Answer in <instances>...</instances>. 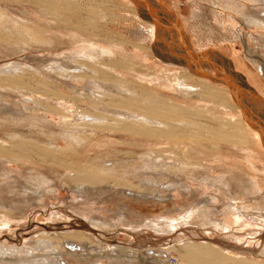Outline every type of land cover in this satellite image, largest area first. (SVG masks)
Segmentation results:
<instances>
[{"label":"bare ground","instance_id":"6f19581e","mask_svg":"<svg viewBox=\"0 0 264 264\" xmlns=\"http://www.w3.org/2000/svg\"><path fill=\"white\" fill-rule=\"evenodd\" d=\"M65 1L71 4V1ZM97 1L93 2V0H88L86 1L88 4H80L78 2L74 5L72 4L70 8H66L68 11L63 15L65 17H59L55 14L54 11L57 10V3H63L64 1L47 0L45 4V10H42V12L43 15L49 18L50 23H47L48 28L50 30L56 29L58 32H60V37L70 43L71 50L70 52L68 51L69 53L62 54L61 56L53 53L52 56H50V65H46V63L44 64L41 61L38 64H28L27 66V68H29L32 72L39 74L44 73V75H47L49 77V79L46 80V83L52 90L55 91L57 95H59L61 102L58 101L57 104L62 106V108L66 109L69 112H74L72 108L76 107V101H79L83 104H86V106H88V108L91 110H89V112H87L88 110L81 113L79 112V114L76 115L77 117H75L77 126L75 128H68L70 132L65 134L70 138H78V135H85L84 133L88 131L86 128H84L85 126H93V128L95 126H98L99 128L102 125H105L106 127L118 125L120 126V128H124L127 131L129 130L130 132L132 131L133 133L152 132L150 128L153 127L157 130H155L156 133H165L162 130L158 131V129L154 127V124H159L160 127L162 125H166L167 130H171L172 133H174L178 128L174 129L175 126L172 122L158 119L152 114V110L154 109H156L159 114L166 113L168 109H171L170 106L173 105L172 107H174V109L176 108L180 110L181 113L195 114L197 113L196 108L198 107L206 109L208 113L204 115L207 120H216L218 122V128H222V130H227L228 128L232 129L227 130L228 134L225 137H222L231 144L228 143L230 145L228 147V150L223 151L219 148L210 153L212 159L204 175L201 174V171L194 175H178L162 184L157 180V178L156 180L146 178L145 182L141 184L140 188L137 187V189H130L132 186L130 188H126L127 185L125 187L118 186L120 184L117 185L114 178L108 175L109 173H111V171H113V169L110 168V170L108 168H105L106 165H104L105 167L103 166L99 168L101 171L100 175L96 174L93 176V172L87 170L89 173H91L90 175H76L77 181L75 179V181H71L72 183L69 185V190L73 194L75 204L74 206L82 209V207H84L87 203H98L99 200H101L102 202L104 199H108L109 197H115L116 200L114 203V208L110 209V218L108 219L106 216L97 213V209L96 207H94V209L92 210L95 214L89 213L90 222L94 224H106V221L112 222L113 219L120 222H129L130 217L133 216L138 219V222L134 220L132 223H135L138 226L141 224L143 226H149L150 229L154 228L152 230L161 229L162 231H165L170 229V223H165L167 219L165 222H163L164 217L151 218L149 214L140 216L138 215V213H134V211L136 212L137 208H134L131 202H148L150 200L153 201L154 199L157 201V203L163 202L167 206V203L169 202H176L173 200L176 198L177 193H184V195H186L185 197H188V199L192 202L190 204L192 205V207L187 204L188 201L185 202L186 205L189 206L192 210L187 212L186 215H182V218L180 219L182 223L181 225L184 226L189 224H196L199 226H206L214 232H216L217 229L221 232L227 231L229 232V234H231V236H236L238 232L236 233L233 230L234 227L239 224V226L242 225L243 230L245 229L244 233L246 234L245 237L247 238V241L251 239L250 237H254V239H256L258 236L256 235V233L259 234L260 232L264 231V147L259 132L254 127H252L245 119L241 111L242 109L239 108L237 102V105L233 102L234 97L229 87L222 82V84H220L221 86H216L207 77L196 78L199 76L192 75L188 71V69H192L193 71L197 70L200 73V70L202 71L203 69V67L201 66L195 67L194 65H192L187 67L179 66L175 68L173 64L166 63L167 60L164 58V56H162L161 52L159 50H154V48H152L151 46V43H153L155 39L156 32L154 23L148 24L144 20H142L139 15V9L136 7V5H133L131 0H123L124 2H127L128 5H125L127 3H117L114 5L116 7H121L126 9L127 11L129 10L132 12L134 17H136V19L139 21L140 26H142V28L140 29H143V27L146 28L148 32L147 39L149 41V44L143 46L139 44V42H134V48L138 49V51H131L128 56L126 53H124L122 59L125 62L115 63L111 61L108 56L112 52L111 49L115 47L116 40L114 39V37L110 38L112 37V35L108 34L105 30H102L100 28V20H102L106 14L109 13L110 15H112L113 13L111 14L110 12L111 8H105L106 6H108L107 3H105V0H101L100 3H97ZM221 1L222 2L220 3L218 2V0H207V2L212 3V5L216 4L224 7L227 11L229 10L231 12L240 14L241 19L238 21H241V24H244L245 27L247 26L249 28H257L258 30L264 32V0ZM161 2L164 4L162 0H160V3ZM67 3L66 5H68ZM160 3H158L160 7L159 13H162V16L164 17L167 25L174 30L178 41H181V43H188V36L182 33L183 31L176 15L171 10L165 9V4L162 5ZM129 5L132 7H130ZM162 6L164 10L161 9ZM242 7L246 8L245 11L243 10L244 12L240 10ZM209 11L210 12H203L204 14L202 15L194 9L193 16L194 18L198 17L200 19L205 16L207 19L216 22L215 24L218 23V25L222 26L223 28L229 26V24H232V22L228 24V21L230 19L226 18L225 15L227 13H224V15L220 13L219 15H216L213 10ZM166 13H169V15L173 19L170 16H166ZM228 15L229 17L233 18L234 22H238L236 17H233L234 15H230V13ZM68 16L71 17L68 18ZM96 20L98 21L97 24H95ZM0 22L2 21L0 20ZM174 22L177 24V28L174 27ZM12 30H17V32L19 33L21 31V29H16L15 27H13ZM57 31L55 33H58ZM143 32L144 31L140 33L145 34V32ZM177 32L180 35H178ZM233 32L235 34V37L238 36V38H240L243 42V46L246 50V55L250 59L251 63L256 66L258 75L264 77V58L263 56L259 55L258 52L252 51L251 47L248 45V37L246 38L247 32L238 27ZM27 34L31 36L29 32ZM146 36L147 35H145V37ZM52 37H55L54 32L52 33ZM57 37L59 36L57 35ZM27 40H29V38H27ZM42 41L45 44V41ZM68 42L66 44H68ZM49 44V46L54 45L52 41L49 42ZM150 50L151 52H154L160 60H162L163 64H160L162 63L160 60V63L158 62L157 57L154 58L155 56L150 52ZM122 64H124V66ZM204 67L207 68L208 66ZM141 68H144L146 71H141ZM234 68H236V65H234ZM21 70H23V67H20L18 63H16L15 65H5V63L0 64V112L2 113V115H0L2 118V120H0V132H6L5 137L0 136V210L6 209L7 211H23V209H27L28 206H31L30 204H32L33 202L40 203L42 201H46L48 195L50 194V191L52 190V184L50 180H48L44 175H39V178L36 182L30 181V183L28 181L27 183V180L26 182H24L17 178L15 172L9 170L7 166V163H11L12 161L37 158L34 155V150L32 148L33 144L35 143V137L39 135L34 136L36 134L33 133L36 130L32 131L30 129L31 124H26H28V121L37 120L36 116H39L42 112L47 110L44 106L37 103L32 97L22 94L18 89H16V92H19L18 96L21 97L20 95H22V97L28 104V107H25L27 104H23L19 98L18 99L20 101L13 99L7 100L9 97H5L8 93V90L10 89V86L5 85L3 83V79L5 77L15 78L16 76H18ZM213 70L214 71H212V73H215V69ZM130 76H135V80H128V77ZM211 80L213 81V79ZM135 81L139 82L142 85L143 83L147 85L153 84L158 90V92L154 91L153 93H155L156 95L162 94V97L164 99H160L158 96V100H154L157 97L153 98L151 96H149L148 98H143L141 94L130 90L128 87L129 82ZM13 84L16 85L17 82L14 81ZM65 90H68L71 95L68 96L65 93ZM165 93H171V95H179V97L181 98H195L203 101L204 105H194L193 103L187 104L186 102L182 103L177 97V100H173L170 97L167 98L166 96L170 95ZM243 99H245V96H243ZM212 100L215 101L214 104L219 108H216L217 111L209 107L211 106L210 102ZM113 105L114 107L116 105L119 107L125 106V108L127 109L123 110L122 112L121 110L112 111L111 108L113 107L111 106ZM130 105H132V107H130ZM136 106L139 107V110L134 109V107ZM218 110H220V112ZM229 111L235 113L237 117H234V114L232 115L231 113H229ZM171 112L174 113V111ZM198 115L202 114L198 113ZM182 116L183 115L181 114V117ZM3 120H5L6 122H4ZM19 123H24L25 125L22 124V126H19ZM68 125L70 126V124ZM199 125L203 127L205 126L204 128L207 129L206 124ZM23 126L25 127L23 128ZM184 127H186V125ZM213 127L215 128V126H212V128ZM166 128H164L163 130H166ZM204 128L203 130H205ZM187 129L188 128H183L181 130H178L181 133H191L188 132ZM212 131L218 132L217 129L216 131L215 129ZM35 133H37V131ZM43 133L44 132L40 134L43 135ZM191 134L193 135V133ZM43 136H46V134ZM217 136L218 135L215 136L216 139ZM70 138H68V140ZM91 138L93 139V137ZM198 138H200V136ZM194 140L193 142H195ZM216 141L214 140V142ZM222 141L223 140H221V142ZM202 142V144H204L203 140ZM227 142L225 144H227ZM50 143L52 147L57 146V144L52 141ZM202 144H200L199 146H201ZM49 146L50 145H48V147ZM216 147L218 146L215 145V147L213 148ZM198 152L201 153V150ZM215 153L222 154L217 156L215 155L214 157L213 154ZM43 154L46 155L45 153ZM36 160L38 159H35V161ZM163 165L161 167H163ZM212 168L214 170H217V168H223V170H226V172H230L231 170L233 174L241 173L243 176V182L241 183L243 184L241 185L240 183H237L239 182L238 180L237 182H235V180L234 182L231 181V178L225 176V174H220L218 176L215 175L212 171ZM165 169L166 168L162 170L165 171ZM148 170L146 172H148ZM160 170L161 169L159 168L157 171ZM94 171L97 172V170ZM30 172L32 173V170H30L29 173ZM106 177H108V179H105ZM151 183L152 185L153 183H157L158 188H161L160 190L163 193L160 191L159 193L152 194L149 190L145 189V187H148V185H151ZM237 185H241L242 187L239 186L241 191L235 193L232 191L231 186L238 187ZM36 203H34V205ZM177 207V209L182 211V207L179 206V204ZM169 214L167 215L169 216ZM114 224L116 223L114 222ZM125 225H127V223ZM237 237L238 234L236 236V240H239L240 238L238 239ZM69 238L65 239V241H62L65 244L64 247L55 245V240L53 238L52 240L45 237H43L41 240L31 239L23 246H18L17 244H11L8 242H0V264H97L101 262L104 257H108L109 260H105L104 263L101 264H172L169 262L171 254L169 248H159L156 250L150 249V252H146L145 256L143 250V256H141L142 258L138 259V261L135 260L131 262L126 261L125 258H122V260L119 257L115 258V256H110L108 253L99 255L97 252H95L97 254H94L93 252L91 254H88L87 252L91 250L95 251L96 247L95 245H93V242L84 235L78 236V238H80L78 240H76L77 237H75V240ZM257 241L258 240L254 242V246H256L257 249L252 248L253 250L248 249L237 254L230 252V250L225 251L226 248L225 250H221L219 249V246L216 247L214 245V247L207 243H197L193 242V240L192 242L189 241L188 243L184 242L183 252L184 255L187 256L185 258H189V260H187L185 264L193 263L192 260L196 261L195 263L198 264H264V245L262 247L260 245L259 247L258 244L260 242L257 243ZM224 245L225 244H223V246ZM242 245L243 244H241V247L243 248ZM239 247L240 246H238V248ZM99 248H101L102 250H106V248L104 247ZM149 248L147 249L148 251ZM245 248L247 249V247ZM141 249H143V247L140 248V250ZM218 250H221V252H219L222 257H220L215 252ZM157 253L159 255H156Z\"/></svg>","mask_w":264,"mask_h":264},{"label":"rangeland","instance_id":"374dc122","mask_svg":"<svg viewBox=\"0 0 264 264\" xmlns=\"http://www.w3.org/2000/svg\"><path fill=\"white\" fill-rule=\"evenodd\" d=\"M46 1L47 0H0V20L2 21L0 22V64L5 63V65H15L16 63H18L20 67H23V70H21L18 76H16L15 78L5 77L3 79V83L5 85L10 86V89L8 90V93L5 97H9L7 100L20 99L23 104H27L22 95H20L21 97L18 96L19 92H16V89H18L22 94L32 97L37 103L47 109L40 114L41 116H36L37 120L28 121V124H26H31L30 129L32 131H37L38 134L35 133L36 131H34L33 134H36L34 136H40L35 137V143L33 144L32 148L34 150V155L37 158L12 161L11 163L9 162L10 164L7 163V166L9 170L15 172L17 178L24 182H26V180L27 183L28 181L36 182L39 178V175H44L48 180H50L52 184V190L50 191L48 198L46 199V201L40 202L41 204L33 202L32 204H30L31 206H28L27 209H23V211H7L6 209L0 210V242H8L11 244H17L18 246H23L26 242H29L31 239L41 240L43 237H45L48 239L53 238L55 240V245L64 247L65 244L62 242L63 240L65 241V239L69 237V239L74 240L75 237H77L76 240H78L80 239L78 238V236L84 235L89 238L93 242V245H95L96 247L95 251L91 250L87 252L88 254H91L93 252L94 254L98 253L99 255L108 253L110 256H115V258L119 257L121 260L122 258H125L126 261L133 262L135 260L138 261V259L142 258L141 256H143V250L145 256V253L150 252V249L156 250L159 248H169L171 253L169 262L172 264H176L177 262V264H185L186 261L189 260V258H185L187 256L184 255L183 244L184 242H192V240L193 242L197 243H207L212 246L215 245L216 247L219 246V249L221 250H225L226 248L225 251L230 250V252L234 254L246 251L248 249L251 250L252 248L257 249V247L254 246V242H256V240H258L257 243L260 242L258 244L259 247L260 245L262 247L264 245V231L260 232L259 234L256 233V235H258L256 239H254V237H250L251 239L247 241V238L245 237L246 234L244 233L245 229L243 230L242 225L239 226V224L237 225L238 227H234L233 230L236 233L238 232L237 238H240L239 240H236L237 234L236 236H231V234H229V232L227 231L221 232L216 229V232H214L206 226H199L196 224H189L184 226L181 225L182 223L180 219L182 218V215H186L187 212L192 210L190 208L192 207V205H190L192 202L188 199V197H185L186 195H184V193H177L175 198L176 200H173L176 202H169L167 203V206L163 202L157 203V201L154 199L153 201L150 200L148 202H131V204H133L132 206L138 209H136V212L134 211V213H138V215L140 216L144 214H149L151 218L164 217L163 222H165L167 219V221L169 222L166 221L165 223H170V229L165 231H162L161 229L152 230L154 228L150 229L149 226H143L141 224L138 226L135 223H132L134 220L138 222V219L133 216L130 217V221L128 220L129 222L121 221L122 223L114 219L112 222L106 221V224H94L90 222L89 213L95 214L92 210L94 209V207H96L97 213H100V215H104L109 219L111 214L110 209L114 208L115 205V197H109L108 199H104L102 202L101 200H99L98 203H87L84 207H82V209L77 206H74L75 204L73 194L69 190V185L73 181H75V179L77 178L76 175H90L91 173H89L88 171L93 172V176L96 174L100 175L101 171L99 168L103 167L104 165H106V167L104 166L105 168L113 169V171H111V173H109L108 175L114 178L115 183L117 185L120 184L118 186L125 187L127 185L126 188H130L132 186L130 189H137V187L140 188L141 184L145 182L146 178L154 180H156L157 178V180L162 184L178 175H194L197 174L199 171H201V174L204 175L212 159L210 153L219 148L223 151L228 150V147L230 146L228 143L230 142H227L225 138L223 139L222 137H225L228 134L227 130L232 129L228 128L227 130H222V128H218V122L216 120H207L204 114H207L208 111L206 109H203L202 107L196 108L197 113L190 114L181 113L180 110L176 108L174 109L172 105L170 106L171 109L167 108L168 111L166 113L159 114L158 111L154 109L152 110V114L158 119H163L172 122L175 126L174 129L178 128L179 130H181L183 128H188V132L193 133V135L191 133H181L178 129L177 131L175 130V132L172 133L171 130H167L166 125H162L160 127L159 124H154V127H156L158 131L162 130L165 133H156L157 130L153 127L150 128L152 132L133 133L132 131L130 132L129 130L127 131L124 128H120V126L118 125H113L112 127H106L105 125H102L99 127L100 129L98 128V126H95L94 128L93 126H85L84 128L88 130L86 133H84L85 135H78V138L68 137V135L65 134L70 132L68 128H75L77 126L75 118L77 117L76 115H78L79 112L81 113L87 110V112H89L90 109L88 108V106H86V104H83L79 101H76V104L73 102L76 105V107L72 108L74 112H69L66 109L62 108V106L57 104L58 101L61 102L59 95H57L55 91L52 90L50 86L46 83V80H48L49 77L47 75H44V73H34L29 68H27L28 64L35 65L40 63L41 61L44 64L46 63L47 65L51 62L50 56H52L53 53H56L57 55L61 56L62 54L69 53L71 50L70 43L60 37V32H58L56 29L50 30L48 28V24L50 23L49 18L43 15L42 12V10H45ZM63 1V3L58 2L59 4L55 2L58 6L57 10L54 12L59 17H65L63 15L66 14V12L68 11V7L70 8L72 4L74 5L77 2L80 4H85L88 0H81V2L80 0H68L69 2L71 1V4L67 3V1L65 0ZM96 1L97 0H93V2ZM98 1L97 3H100L101 0ZM162 1L166 5V7L169 8V10H171L176 15L177 20L182 28V33L188 36V43L194 51L200 52L212 48L222 52L227 58L232 59L233 66L236 65L237 68L234 69H236V71L238 70L239 72H241L246 77L250 85H252L257 91L264 95V77L258 75L256 71V66L251 63L250 59L246 55V50L243 46V42L240 38H238V36L235 37V34L233 32L235 29H237V27L242 28L244 31H246V38L248 37V45L251 47L252 51L258 52L259 55L263 56L264 58L263 31L258 30L257 28H249L247 26L245 27L244 24H241V21H238L241 19L240 14L231 12L229 10L227 11L224 7L216 4L212 5V3L207 2V0ZM218 2L221 3L222 1L218 0ZM66 3L68 5H66ZM105 3H107L108 5L105 8H111L110 12L111 14H113L110 15L108 13L104 16L102 20H100V28L102 30H105L108 34H111L112 37L110 38L114 37V39L116 40L115 47L111 49L112 52L108 56V58H110L111 61L115 63H123L125 62L122 59L124 53H126L128 56L131 51H138V49L134 48V42H139V44L143 46L149 44V41L147 39L148 32L144 27L143 29H140L142 28V26H140L139 21L136 19V17H134L131 11H127L124 8L116 7L114 5L117 3L125 4L127 2H124L123 0H105ZM125 5H128V3ZM133 5H135V3H133ZM194 9L202 15L205 11L210 12L209 10H213L216 15H219V13L223 15L224 13H227L225 15L226 18L231 20L228 21V24L231 22L232 24H229V26L223 28L222 26L218 25V23L215 24L216 22L207 19L205 16V18L203 17L202 19L198 17L194 18ZM240 10L245 11L246 8L242 7ZM229 13L230 15H234L233 17H236L238 22H234L233 18L229 17ZM166 16H170L169 13H166ZM70 17L71 16H68V18ZM140 17L146 23H152L149 20L144 19L141 15ZM97 22L98 21L96 20L95 24H97ZM13 27H15L16 29H21L20 33L17 32V30H12ZM174 27L177 28V24L175 22ZM30 29L32 30V32ZM56 31L58 33H55ZM142 31H144L145 34H141L140 32ZM28 32L31 34V36L27 34ZM51 32H54L55 37H52ZM177 34L180 35L178 32ZM57 35L59 37H57ZM145 35L147 36L145 37ZM27 38H29L30 41L27 40ZM42 40L45 41V44ZM51 41L54 45L49 46V42ZM66 41L69 45L66 44ZM151 53L155 56L154 57L152 55L154 58L157 57L154 52ZM157 60L159 63L160 61L162 62V60H160L158 57ZM160 64H163V62ZM122 65L124 66V64ZM179 66L180 65H174L175 68ZM141 71L146 70L144 68H141ZM188 71L192 75L199 76L196 78L203 77L197 74L199 73L197 70L193 71L192 69H188ZM128 80H135V76L128 77ZM209 80L216 86H221L220 84H222L219 82H213L211 79ZM14 81L17 82L16 85L13 84ZM128 87L130 90L141 94L143 98H148L149 96L153 98H156L157 96L160 99L163 98L162 94L156 95L155 93H153L154 91L158 92L157 88H155L153 84L147 85L143 83L142 85L139 82L135 81L129 82ZM65 93L68 96L71 95L68 90H65ZM165 94L170 95L166 97H170L173 100H177V97L182 103L186 102L187 104L193 103L194 105H204L203 101H200L195 98H181L179 97V95H171V93ZM158 97L154 100H158ZM212 101L210 102L211 106L209 107L217 111V109L219 108L217 105L214 104L215 101ZM233 102L236 104V101L234 99ZM25 107H28V104ZM111 107H113L111 108L112 111L121 110L122 112L123 110L127 109L125 108V106L119 107L116 105L114 107L113 105ZM130 107H132V105H130ZM134 109L139 110V107L136 106L134 107ZM171 111H174V113L177 111L178 113L176 112L174 114ZM218 111L220 112V110ZM198 113L202 115H198ZM229 113H231L232 115L234 114L233 116L237 117L235 113L230 111ZM181 114L183 115L182 117ZM0 115H2L1 112ZM0 120H2L1 116ZM3 121L6 122L5 120ZM22 124L25 125L24 123H19V126H22ZM68 124H70L71 127ZM199 124H206L207 129L204 128L205 126L203 127ZM185 125L186 127H184ZM212 126H215V128H213L215 129V131L217 129L218 132H213L212 130L214 129L212 128ZM24 127L25 126H23V128ZM164 128H166V130H163ZM203 128L205 130H203ZM42 132H44L43 135L46 134V136L41 135ZM5 134L6 132L4 131L0 132L1 137H5ZM50 135L55 136L53 137ZM216 135H218V140L215 137ZM199 136L200 138H198ZM91 137H93V139ZM68 138L70 139L68 140ZM193 140L195 142H193ZM202 140L204 141V144H202ZM214 140L217 141L214 142ZM221 140H225L224 143L223 141L221 142ZM51 141L56 143L57 146L52 147L50 143ZM226 142L227 144H225ZM198 143L202 145L199 146L200 144ZM48 145L50 146L48 147ZM215 145H217L218 147L213 148L215 147ZM200 150L201 153L198 152ZM46 151L48 154L46 153ZM43 153H45L46 155H44ZM221 154L222 153H215L213 154V156L215 157V155L217 156ZM164 157L166 158V160ZM35 159L38 160L35 161ZM162 160L165 162H163ZM166 161L167 163H169L167 164ZM162 165L163 167H161ZM159 168L161 170L157 171ZM164 168H166L165 171L162 170ZM30 170H32V173H29ZM94 170H97V172ZM147 170L148 172H146ZM212 171L217 176L220 174H225V176L231 178V181L234 182L235 180V182H237L238 180L239 182L237 183H240L241 185L243 184L241 183L243 182V176L241 173H238L239 175L235 173L233 174L231 170L230 172H226V170H223V168H217V170H214L212 168ZM105 179H108V177H106ZM241 185H237L238 187L231 186L232 191L235 193L241 191V189L239 188V186L242 187ZM145 189L149 190L152 194L159 193L161 191V188H158L157 183H153V185L151 183V185L149 184L148 187H145ZM187 201V204H189L190 207L186 205L185 202ZM34 203H36L37 205H34ZM178 204L182 207V211L177 209ZM167 214H169V216ZM114 222L116 224H114ZM126 223L127 225H125ZM223 244H225L226 246H223ZM241 244H243L242 246L244 249L241 247ZM238 246H240V249L238 248ZM99 247H104L106 248V250H102ZM142 247L143 249L140 250V248ZM245 247H247V249ZM148 248L149 251L147 250ZM221 250L215 251L220 257H222V255L220 254ZM156 255L159 254L157 253ZM105 260L108 261L109 258L104 257L103 260L97 264L104 263ZM192 262L195 263L196 261L192 260Z\"/></svg>","mask_w":264,"mask_h":264},{"label":"water","instance_id":"95a60500","mask_svg":"<svg viewBox=\"0 0 264 264\" xmlns=\"http://www.w3.org/2000/svg\"><path fill=\"white\" fill-rule=\"evenodd\" d=\"M131 1L135 3L139 9L140 15L144 19L154 23L156 32L152 48L161 52L162 56L167 60L166 63L184 67L192 65L199 67L202 65L215 69V76H211V78L229 87L234 99L242 109L245 119L252 127L260 132L264 143V125L262 122V110L264 108L261 104L262 100L253 87L247 82L245 76L234 69L232 61L216 49L210 48L205 51L196 52L189 46V43L182 42V45L181 41H178L174 30L165 22L162 13H159L160 7L158 3H160V0ZM160 4L164 5L162 2ZM164 7L166 10H169L165 5ZM161 9L164 10L163 6ZM244 93L252 97L255 102V108L252 105L250 107L241 99Z\"/></svg>","mask_w":264,"mask_h":264},{"label":"crops","instance_id":"0c3cea01","mask_svg":"<svg viewBox=\"0 0 264 264\" xmlns=\"http://www.w3.org/2000/svg\"><path fill=\"white\" fill-rule=\"evenodd\" d=\"M218 51V50H217ZM220 52V51H219ZM222 55H224L222 52H220ZM225 56V55H224ZM231 61H232V59H230ZM233 63V62H232ZM174 65V64H173ZM176 66H178V65H176ZM201 67H203V69H202V71L200 70V75L201 76H203V77H207V78H209V79H212L211 78V76H215V73L213 72L212 73V71H214L213 69H211V68H209V67H204V66H202L201 65ZM238 71V70H237ZM239 72V71H238ZM241 73V72H240ZM245 79H246V77H245ZM247 80V79H246ZM213 81H216V82H219V83H221L220 81H217V80H214L213 79ZM247 82H248V80H247ZM249 83V82H248ZM250 84V83H249ZM251 87H253L252 85H250ZM253 89L256 91V93L260 96V98H261V100H262V107L264 108V95H262L259 91H257L254 87H253ZM243 96H245V99H243ZM242 97H241V99L244 101L245 100V102L247 103V105H249V106H251L252 104H255V102L253 101V99H252V97H250L248 94H246V93H244V95H243ZM246 96H248V97H246ZM248 99V100H247ZM248 101V102H247ZM250 102H251V104H250ZM254 108H255V105H252ZM252 107V108H253ZM264 110V109H263ZM262 110V116H263V119H262V122H263V125H264V111ZM259 132V131H258ZM259 134H260V132H259ZM260 138H261V141H262V137H261V134H260ZM262 144H263V147H264V143H263V141H262Z\"/></svg>","mask_w":264,"mask_h":264}]
</instances>
